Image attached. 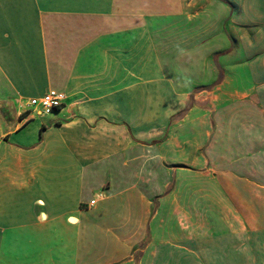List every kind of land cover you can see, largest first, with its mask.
Instances as JSON below:
<instances>
[{
    "label": "crops",
    "instance_id": "1",
    "mask_svg": "<svg viewBox=\"0 0 264 264\" xmlns=\"http://www.w3.org/2000/svg\"><path fill=\"white\" fill-rule=\"evenodd\" d=\"M0 264H264V0H0Z\"/></svg>",
    "mask_w": 264,
    "mask_h": 264
},
{
    "label": "rangeland",
    "instance_id": "2",
    "mask_svg": "<svg viewBox=\"0 0 264 264\" xmlns=\"http://www.w3.org/2000/svg\"><path fill=\"white\" fill-rule=\"evenodd\" d=\"M215 129L216 126L214 119L212 118L209 128L211 134H213ZM198 132H202L201 126H196V133ZM227 144L230 143L228 142ZM177 181L178 184H181L183 181L182 173L180 172L177 175ZM186 184V186L183 185L182 187L174 188V190H176L175 195H177V200L175 199V201L173 200L172 202H166V200H164V203H166L163 205V210L168 213L170 219H172L170 223L175 225L176 220L178 219V214L181 213L193 214L194 216L201 214L209 216L210 214L220 213L221 196L213 181H204L195 173L189 176ZM227 210L228 212H234L233 207L228 208Z\"/></svg>",
    "mask_w": 264,
    "mask_h": 264
},
{
    "label": "built area",
    "instance_id": "3",
    "mask_svg": "<svg viewBox=\"0 0 264 264\" xmlns=\"http://www.w3.org/2000/svg\"><path fill=\"white\" fill-rule=\"evenodd\" d=\"M64 93L50 90L40 96L29 98L27 105L33 107L41 114H48L54 111V107H60L63 103ZM99 195V194H98ZM96 199L90 200V204H94Z\"/></svg>",
    "mask_w": 264,
    "mask_h": 264
},
{
    "label": "bare ground",
    "instance_id": "4",
    "mask_svg": "<svg viewBox=\"0 0 264 264\" xmlns=\"http://www.w3.org/2000/svg\"><path fill=\"white\" fill-rule=\"evenodd\" d=\"M57 108H59V107H54V110H56Z\"/></svg>",
    "mask_w": 264,
    "mask_h": 264
},
{
    "label": "trees",
    "instance_id": "5",
    "mask_svg": "<svg viewBox=\"0 0 264 264\" xmlns=\"http://www.w3.org/2000/svg\"><path fill=\"white\" fill-rule=\"evenodd\" d=\"M58 109V108H57Z\"/></svg>",
    "mask_w": 264,
    "mask_h": 264
}]
</instances>
